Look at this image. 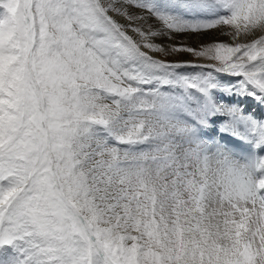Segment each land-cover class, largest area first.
Returning a JSON list of instances; mask_svg holds the SVG:
<instances>
[{"label": "snow or ice", "instance_id": "obj_1", "mask_svg": "<svg viewBox=\"0 0 264 264\" xmlns=\"http://www.w3.org/2000/svg\"><path fill=\"white\" fill-rule=\"evenodd\" d=\"M0 264H264V0H0Z\"/></svg>", "mask_w": 264, "mask_h": 264}, {"label": "bare ground", "instance_id": "obj_2", "mask_svg": "<svg viewBox=\"0 0 264 264\" xmlns=\"http://www.w3.org/2000/svg\"><path fill=\"white\" fill-rule=\"evenodd\" d=\"M253 107H255V106L253 105Z\"/></svg>", "mask_w": 264, "mask_h": 264}]
</instances>
